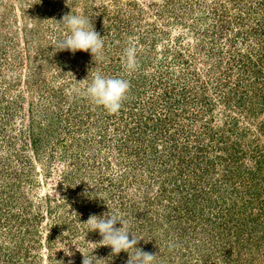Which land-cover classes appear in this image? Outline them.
<instances>
[{
    "label": "rangeland",
    "instance_id": "obj_1",
    "mask_svg": "<svg viewBox=\"0 0 264 264\" xmlns=\"http://www.w3.org/2000/svg\"><path fill=\"white\" fill-rule=\"evenodd\" d=\"M81 6L96 65L50 55ZM97 72L117 113L70 94ZM108 211L156 264H264V0H0V264H126L87 232Z\"/></svg>",
    "mask_w": 264,
    "mask_h": 264
},
{
    "label": "clouds",
    "instance_id": "obj_2",
    "mask_svg": "<svg viewBox=\"0 0 264 264\" xmlns=\"http://www.w3.org/2000/svg\"><path fill=\"white\" fill-rule=\"evenodd\" d=\"M70 8V7H69ZM83 6L63 15L57 22L59 35L53 43V51H68L75 54L77 51L88 52L95 65L105 61L104 40L98 32L94 30L91 16ZM138 48L132 41H128L122 53V67L126 74L135 72L139 61L137 58ZM130 81L123 76H106L97 72L90 81H86L81 86H73L71 95L74 98L88 100L92 105L100 107L109 114L117 113L129 91ZM87 232L96 231L101 236L100 245L108 246L111 249V256L126 252L128 260L126 264H156V254L145 252L136 247L137 242L142 238L134 237L131 226L125 222L119 213H102L99 216L92 215L87 219ZM119 223V227H117ZM131 234V239L129 238ZM75 246V245H70ZM70 246L67 255H71ZM76 247V246H75ZM77 249V248H76ZM93 249L88 256H83L82 264H98L99 258L93 255ZM72 264V261H69Z\"/></svg>",
    "mask_w": 264,
    "mask_h": 264
}]
</instances>
